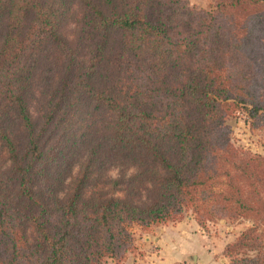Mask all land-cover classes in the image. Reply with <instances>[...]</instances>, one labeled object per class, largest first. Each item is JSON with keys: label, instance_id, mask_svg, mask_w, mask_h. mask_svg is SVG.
<instances>
[{"label": "trees", "instance_id": "obj_1", "mask_svg": "<svg viewBox=\"0 0 264 264\" xmlns=\"http://www.w3.org/2000/svg\"><path fill=\"white\" fill-rule=\"evenodd\" d=\"M74 1L71 42L62 24ZM214 1L207 10L185 0H0V142L10 161L0 177V264H124L139 232L189 213L204 228L250 220L222 254L264 264V155L236 146L228 123L240 111L252 121L264 113V0ZM116 32L111 83L100 88L96 73ZM49 47L62 57L58 124L66 128L81 102L113 114L109 151L136 165L114 182L147 201L83 197L88 174L65 199L55 195L71 134L46 148L27 102Z\"/></svg>", "mask_w": 264, "mask_h": 264}, {"label": "rangeland", "instance_id": "obj_2", "mask_svg": "<svg viewBox=\"0 0 264 264\" xmlns=\"http://www.w3.org/2000/svg\"><path fill=\"white\" fill-rule=\"evenodd\" d=\"M185 3L192 9H215L214 0H185ZM77 4V1L72 3V9L62 24V32L71 42L75 41L78 28L79 10L75 7ZM117 49L118 33L116 32L105 53L103 65L96 73L95 80L100 88H108L111 83L110 75L112 74ZM61 66L62 57L59 52L55 48L49 47L35 69L34 80L27 93L28 106L35 121L37 131L41 134V142L45 144L44 146L49 148L53 144L58 143L57 140L59 137L62 138L68 134H71L70 144L75 142L73 148L69 147L70 144L65 147V154H68V157L64 156L65 158L62 157L59 160L58 164L62 168V173L60 174V183L56 187L55 195L61 199H65L72 191L73 181L75 179L79 180L84 174H88L89 177L83 186V197L105 198L117 196L131 198L138 203L147 201L148 198L146 197L145 191H141L140 194L135 192L130 193L126 189L127 185H123V182L120 184H115L114 182L116 179L122 180L125 177L124 175L129 176L134 173V166L136 165L133 163L134 161L124 159L121 154L113 157L109 151L110 128L108 127V123L112 119L113 114L105 108L96 109L94 112V101L81 102L79 104L81 110L69 113L72 119L66 128H63L65 125L64 122L58 124L56 120L58 115L56 114H58L60 108L59 106L55 107V103L58 101L59 96V89L57 90V88L61 79ZM51 97L53 98L52 109L55 111L53 116L47 111V101ZM89 112L92 113L90 114ZM228 123L232 128V139L236 146L264 155V113L257 120L252 121L244 111H240L235 116L230 117ZM9 129L16 140L21 138L19 122L14 118H11L9 121ZM101 136L103 137L102 140H104L105 146L103 149L101 148V151L100 149L98 150V155L93 154L91 152L93 144ZM106 136L108 139H106ZM106 150L111 153V158L108 157ZM95 158H97L96 161ZM9 165L10 161L6 153V148L0 142V177ZM10 194H14V191ZM188 216L193 215L189 213L182 219ZM211 223H214V226L222 233H233L236 237L242 230L252 224L250 220L234 221L225 219ZM156 229V226H153L149 230L139 232L136 248L133 253L139 250L137 243L140 242V237L148 235V233H155ZM28 235L30 240H33L37 236L33 221H29ZM230 263L231 259L229 258L228 264Z\"/></svg>", "mask_w": 264, "mask_h": 264}, {"label": "crops", "instance_id": "obj_3", "mask_svg": "<svg viewBox=\"0 0 264 264\" xmlns=\"http://www.w3.org/2000/svg\"><path fill=\"white\" fill-rule=\"evenodd\" d=\"M155 233L141 236L139 250L125 264H228L224 246L236 238L222 233L214 223L200 226L194 216L156 226Z\"/></svg>", "mask_w": 264, "mask_h": 264}]
</instances>
